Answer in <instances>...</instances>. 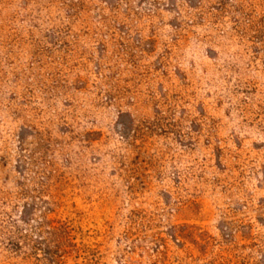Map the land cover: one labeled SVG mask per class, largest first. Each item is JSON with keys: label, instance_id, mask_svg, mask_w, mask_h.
<instances>
[{"label": "rangeland", "instance_id": "1", "mask_svg": "<svg viewBox=\"0 0 264 264\" xmlns=\"http://www.w3.org/2000/svg\"><path fill=\"white\" fill-rule=\"evenodd\" d=\"M0 264H264V0H0Z\"/></svg>", "mask_w": 264, "mask_h": 264}]
</instances>
